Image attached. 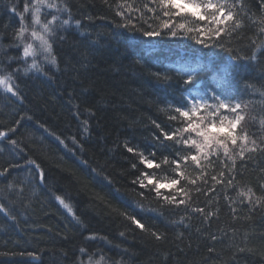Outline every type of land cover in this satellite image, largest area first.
Returning a JSON list of instances; mask_svg holds the SVG:
<instances>
[{
  "label": "trees",
  "instance_id": "16d2710c",
  "mask_svg": "<svg viewBox=\"0 0 264 264\" xmlns=\"http://www.w3.org/2000/svg\"><path fill=\"white\" fill-rule=\"evenodd\" d=\"M32 2L0 0V75L20 69L13 77L18 96L0 88V131L16 127L9 138L18 142L13 149L7 139L0 140V172L8 169L0 177V204L5 206L0 211V264H264V52H257L264 42V0H239L234 12L244 6L237 17L241 28L221 33L223 40L215 47L198 44L194 31L179 30L173 37L159 25L162 20L173 26L186 23L187 28L203 29L205 39L214 37L221 25L210 18L157 19L147 11L156 7L152 0H50L69 9L58 13L61 19L71 17L59 33L63 39L53 44L57 62L52 65L38 50L36 60L44 74L31 70L25 75L30 62L23 60V45L16 46L13 34L20 26L19 13ZM44 12L57 14L42 9V21ZM24 15L29 23L31 13ZM149 26L161 30V36L151 41L142 37L140 32ZM253 53L256 59H251ZM156 73H167L170 79ZM189 75L193 81L185 85ZM213 93L227 97L231 107L241 104L237 113L221 110L218 116L243 115L234 134L247 133V147L257 150L241 159L238 139L234 163L221 150L219 159L201 155L199 167L189 158L177 169L173 159L195 155L196 149L190 141L183 143L188 133L164 140L161 129L185 127L186 120L170 119L171 109L193 98L218 103L210 99ZM205 115L201 111L192 120ZM191 139H198L195 133ZM142 158L160 167L148 168ZM29 160L40 165L45 183ZM225 163L223 179L231 173L234 187L219 176L221 182L211 180ZM144 173L165 185L160 196ZM138 177L146 187L134 183ZM173 179L179 183L173 185ZM249 187L253 200L261 197L251 212L239 195ZM165 196L185 203H168ZM132 217L147 230L138 228ZM153 232L162 239H155ZM238 247L251 251L240 253Z\"/></svg>",
  "mask_w": 264,
  "mask_h": 264
},
{
  "label": "snow or ice",
  "instance_id": "6c2138e0",
  "mask_svg": "<svg viewBox=\"0 0 264 264\" xmlns=\"http://www.w3.org/2000/svg\"><path fill=\"white\" fill-rule=\"evenodd\" d=\"M152 2L156 5L155 8L153 7H147L148 12H152L156 15V18L159 19L160 15L163 17H181V18H199V20L204 21L207 18H210L211 21L214 24L221 25L219 27H216L214 29V37L219 39H214L213 36H209L207 39L204 38L203 29L199 28H187L186 23H178L175 26L171 23L170 20H162L161 24L159 25V29H169V33L171 36L175 37L178 35L179 30H186L189 32H196L197 35L200 37L196 40L198 44H201L205 47H215L217 44H220L223 40V37L221 36V33H224L225 35H230L235 32L236 29L241 28L240 20L237 19V17L240 16V12L243 11L244 6H239V11H235L234 9H237L239 0H236V3H228V0H152ZM191 8L195 9L194 11L185 12V8ZM157 8L160 10L159 13H157ZM42 9H55V12L57 14L44 12L43 21L41 19V12ZM12 12L16 13V8L12 7ZM199 10V11H197ZM61 11L68 12L69 9L64 6L60 7L57 3L50 2V0H33L31 5L28 3L25 4L23 13H19L20 18V26L19 28L14 32L13 34V41L15 42L16 46L19 47L20 45H23L22 48V58H28L32 57V62L30 64H27V67L23 69V72L25 75L31 70H35L36 72L43 73V69L39 65V63L36 60L37 51L39 50L41 54L43 55V58L45 60H48L49 63L52 65H56V56L52 54L53 51V44L56 43L57 40L63 39V37L59 34L61 31L65 30L64 26L69 24V19L71 18L69 16L68 19H61L58 13ZM31 13V20L29 23H25V15L24 13ZM117 15H121L123 17L124 13L117 12ZM50 16V19L48 18ZM128 21L131 22L132 17H127ZM231 21L232 24L226 25V22ZM79 21H76V24L79 25ZM261 23H264V20L261 21ZM36 25H39V30L35 27ZM124 27H128V24L123 25ZM143 27V25H142ZM173 28L175 30H173ZM159 29H152L149 27H144L143 31L140 32V35L144 38H147L148 41H151L155 38H158L161 36L162 32ZM135 27L133 26L132 32L133 35L135 34ZM261 31H264V29H261ZM30 32V38L32 40L39 41L38 46H34L33 43H26L25 41L29 39L28 36L25 34ZM238 34V33H236ZM257 52H264V42H262L260 45L257 46ZM234 59H238V57H233ZM251 59H256V53H253ZM26 62V61H25ZM20 71V69H17L15 73H8L0 75V88L4 90L5 93H11L13 96H18V89L19 85L13 83V77L17 75V73ZM158 78L168 80L170 77L165 73L163 76L160 73L155 74ZM193 81V76L189 75L187 80L184 81V84H190ZM210 99H214L218 101V103H210L208 99H201L196 100L193 98L191 101L184 100L174 106V108L171 109L172 114L170 116V119L172 120H180L185 121L186 120V126L182 129L177 128L175 131L172 132H166L163 129H161V136H163L164 140H173L174 137H176L177 132L182 133H188L189 137L183 139V143L185 145H189V141L191 143V146L196 149V154L191 155H182L180 156V159H173L172 163L176 165L177 169L180 167V161H188L189 158L191 161L197 165L200 166V157L201 155L207 159L209 154H215L217 158L219 159L220 153L222 150L223 157L227 158V160L235 161V156L233 155L234 146L237 145L238 139L240 140V150L238 152V155L241 159L245 158V152H255L257 149L256 147H247L249 143V135L247 133H244L242 136H237L234 133L236 132L238 125L241 121L244 120L243 115L237 114L234 119H228L227 116H218L221 110L228 111L230 110L232 113H237V110L241 108V104L239 102L235 103L234 107H231L229 103H226L225 100L227 97H225L222 94H216L213 93V97ZM201 111H205L207 115L202 116L198 122H193L192 118L200 113ZM85 127L84 131L87 132V121L82 122ZM155 123V122H154ZM157 128H160L161 126L159 124H156ZM213 127H217L219 130L216 132L212 131ZM17 131L16 127H10L7 131H0V140L7 139L8 143L12 146L13 149L18 147V142L15 139H10L9 134H14ZM195 133L196 137L198 139H191V134ZM59 140V137H57ZM180 141L177 139V143ZM252 145H256V140L252 139L251 141ZM60 143L63 144L64 141L60 140ZM73 143H76L75 138H73ZM264 143V142H262ZM229 145L233 146L232 149H230ZM164 146L163 144L161 145ZM2 150V149H0ZM261 151H264V148L260 149ZM128 152H133V148L129 147L127 149ZM29 164L35 165V169L39 170V179L40 183H45V174L43 170H40V165L37 164L34 160H29ZM142 163L146 165L148 168L156 167L159 168L160 164L156 162L155 160H145L142 158ZM165 163H167V160H165ZM208 163L211 164L212 161L208 160ZM135 167V165H133ZM227 169V165L225 163V167L222 168L216 175L211 176V180L214 182H221L218 181V176L222 178V182L234 187V179L235 177L229 173L226 179H223L225 177V172ZM234 171V169H233ZM8 172V169H4L3 172H0V177L5 176V174ZM204 169H201V173L203 174ZM179 175L183 176V173H179ZM144 179L147 180V183L149 185H154V190L156 192L157 196H160V189L161 187H164L165 185L162 184L159 181H156L154 183L151 176H149L147 173L142 174ZM144 179H141L140 177L137 178V181H134V183L139 182L141 187H146L147 185L144 184ZM173 185H176L179 183L178 180L173 179L171 181ZM192 183H195L193 180ZM9 188H12V184H8ZM261 188L264 189V185H261ZM22 191V190H21ZM181 192H183V189H180ZM199 191V189H197ZM239 195L241 197H244L245 200L249 204V211H253L257 204L260 203L261 197H257L255 200L252 199V196L254 195L253 189L248 188L247 191H240ZM56 200L60 202L61 205H63L66 209H68L69 212H71V208L68 204L64 202L63 199H61L59 196L55 197ZM164 200L168 203H177V204H183L185 203L184 200L176 201L175 197H168L165 196ZM241 203H244V201H241ZM5 206L3 204H0V211H4ZM197 212L204 213V210L201 208L194 209ZM233 212H235V209H232ZM208 215H211V213L206 214V218ZM12 219H15L12 217ZM132 222L137 225L138 228L141 230H147L144 223H141L140 220H137L135 217H132ZM152 235L155 237V239L160 240L162 239V236L160 234H157L155 232L152 233ZM90 239H96L95 236L89 237ZM213 240L216 239L215 236L212 237ZM212 251V249H209ZM84 249H81V252H83ZM237 251L240 253L251 251V249H248L246 247H238ZM28 256L35 258V254L32 252L27 253Z\"/></svg>",
  "mask_w": 264,
  "mask_h": 264
},
{
  "label": "rangeland",
  "instance_id": "374dc122",
  "mask_svg": "<svg viewBox=\"0 0 264 264\" xmlns=\"http://www.w3.org/2000/svg\"><path fill=\"white\" fill-rule=\"evenodd\" d=\"M25 35L29 37V39H27V40L25 41L26 43H32V42L36 41V40H32V39L30 38V32L26 33ZM37 42H39V41H37ZM25 59H27V60H25ZM23 60H25L27 63H28V62H30V63L32 62L30 57H28V58H23ZM197 100H200V99H197Z\"/></svg>",
  "mask_w": 264,
  "mask_h": 264
}]
</instances>
